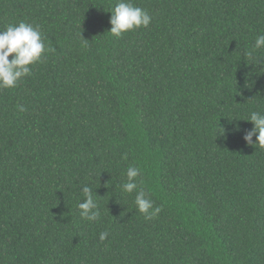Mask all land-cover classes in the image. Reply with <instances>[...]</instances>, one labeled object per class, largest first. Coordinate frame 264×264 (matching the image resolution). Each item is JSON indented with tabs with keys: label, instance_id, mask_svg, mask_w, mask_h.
I'll use <instances>...</instances> for the list:
<instances>
[{
	"label": "trees",
	"instance_id": "obj_1",
	"mask_svg": "<svg viewBox=\"0 0 264 264\" xmlns=\"http://www.w3.org/2000/svg\"><path fill=\"white\" fill-rule=\"evenodd\" d=\"M117 2L0 0V30L39 25L55 50L0 90V264H264V150L243 139L264 113L243 55L264 0H133L151 24L115 37ZM129 165L150 221L120 187Z\"/></svg>",
	"mask_w": 264,
	"mask_h": 264
},
{
	"label": "clouds",
	"instance_id": "obj_2",
	"mask_svg": "<svg viewBox=\"0 0 264 264\" xmlns=\"http://www.w3.org/2000/svg\"><path fill=\"white\" fill-rule=\"evenodd\" d=\"M111 13L109 32L115 37H121L124 33L141 27L147 28L152 21L148 11L135 6L133 0H118ZM261 49H264V34L258 35L254 44L245 48L243 55L246 61L250 62L249 65L257 66L259 72L264 73V60L261 59L264 57L256 55ZM54 51L53 48L46 47L39 25L33 26L21 21L18 24H9L4 30H0V90L15 89L24 78L32 74V65L43 62L46 52ZM20 111L26 109L21 106ZM246 120L250 121L253 127L245 132L243 139L248 145L258 146L264 150V113L252 111ZM224 131L223 129L217 133L223 135ZM253 137H256L255 141ZM122 159H127V153L122 155ZM125 175L126 180L120 185L123 192L131 194L135 191L134 204L137 211L143 214L146 221L154 219L162 208L154 206L153 201L148 198V193L141 186L144 181L137 182V178L141 176V169L129 165ZM81 191L85 199L77 204L79 215L86 221L94 222L101 213L92 189L85 185ZM108 235L107 231L101 232L100 241H105Z\"/></svg>",
	"mask_w": 264,
	"mask_h": 264
}]
</instances>
